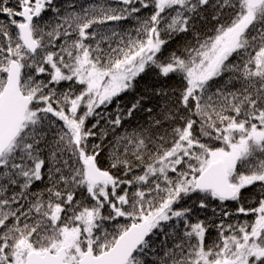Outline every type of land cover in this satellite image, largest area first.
<instances>
[{
	"label": "snow or ice",
	"instance_id": "6c2138e0",
	"mask_svg": "<svg viewBox=\"0 0 264 264\" xmlns=\"http://www.w3.org/2000/svg\"><path fill=\"white\" fill-rule=\"evenodd\" d=\"M0 264H264V0H0Z\"/></svg>",
	"mask_w": 264,
	"mask_h": 264
}]
</instances>
